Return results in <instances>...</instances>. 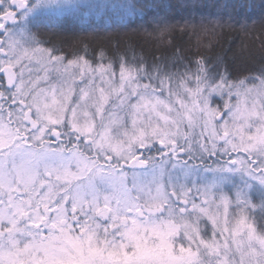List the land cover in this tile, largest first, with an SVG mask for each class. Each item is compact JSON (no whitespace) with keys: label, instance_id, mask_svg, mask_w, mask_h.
Segmentation results:
<instances>
[{"label":"rangeland","instance_id":"374dc122","mask_svg":"<svg viewBox=\"0 0 264 264\" xmlns=\"http://www.w3.org/2000/svg\"><path fill=\"white\" fill-rule=\"evenodd\" d=\"M11 2L18 10L0 17V264H264L252 173L264 81H156L65 61L24 25L80 0ZM55 132L69 144H49ZM191 191L201 199L188 209L179 197Z\"/></svg>","mask_w":264,"mask_h":264},{"label":"trees","instance_id":"16d2710c","mask_svg":"<svg viewBox=\"0 0 264 264\" xmlns=\"http://www.w3.org/2000/svg\"><path fill=\"white\" fill-rule=\"evenodd\" d=\"M11 1L0 0V17L18 10ZM24 26L34 44L65 61L143 69L156 81H172L170 74L264 81V0H80ZM192 158L173 157L209 166Z\"/></svg>","mask_w":264,"mask_h":264},{"label":"flooded vegetation","instance_id":"af4514ba","mask_svg":"<svg viewBox=\"0 0 264 264\" xmlns=\"http://www.w3.org/2000/svg\"><path fill=\"white\" fill-rule=\"evenodd\" d=\"M61 136V135H60ZM59 135H58V133L57 132H55L54 134H53V136L51 137V139H50V141L48 142L49 144H60V145H62V146H67L69 143V139H67V137H60ZM78 145V144H77ZM79 147L81 148V149H83V147L82 146H80L79 145ZM84 150V149H83ZM141 154V156H142V158L144 157V154L143 153H140ZM87 155H89V154H87ZM175 156H179V154L177 153ZM191 156L193 157L192 159L193 160H197V159H195L194 158V156H195V154L194 153H191ZM140 156H137V158H139ZM93 159L95 158V159H97L96 157H95V155L93 154V157H92ZM216 159V158H215ZM227 159H228V155H226L225 157H220V162L221 163H223V164H226L227 163ZM255 160H257L258 162H256V165H257V167H258V169H256V166H255V171L254 172H252V173H254V175H256V177H257V180H255V182L254 183H256L257 185H255L254 186V190H256V191H258L260 194H262L261 196L262 197H264V156H262V157H260V158H255ZM132 165V164H131ZM129 166L128 167V171H130L129 169H131L132 168V166ZM255 165V164H254ZM121 167H123L124 168V166H121ZM194 188V187H193ZM192 194H193V192L191 191V192H189V195L187 196V197H179V198H181V199H183L182 200V202L183 203H187L188 205H187V208L189 209L190 208V206H189V203H191V202H189V200L190 201H192V200H197V199H201V197H197V196H192ZM257 198H258V196H255L254 195V197L253 198H249V199H251L252 200V203H253V206H254V209L258 212V214L260 213V211H261V205H257L258 204V202H257ZM244 203H245V201H244ZM186 208V209H187ZM253 209V210H254ZM255 213H253V217H255ZM261 216V215H260ZM256 216V221H263L264 220V216Z\"/></svg>","mask_w":264,"mask_h":264},{"label":"water","instance_id":"95a60500","mask_svg":"<svg viewBox=\"0 0 264 264\" xmlns=\"http://www.w3.org/2000/svg\"><path fill=\"white\" fill-rule=\"evenodd\" d=\"M135 161H133V163H134Z\"/></svg>","mask_w":264,"mask_h":264}]
</instances>
